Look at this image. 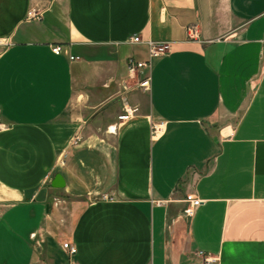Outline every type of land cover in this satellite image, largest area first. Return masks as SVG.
Masks as SVG:
<instances>
[{"label":"crops","instance_id":"obj_1","mask_svg":"<svg viewBox=\"0 0 264 264\" xmlns=\"http://www.w3.org/2000/svg\"><path fill=\"white\" fill-rule=\"evenodd\" d=\"M0 47V264H264V0H0Z\"/></svg>","mask_w":264,"mask_h":264},{"label":"built area","instance_id":"obj_2","mask_svg":"<svg viewBox=\"0 0 264 264\" xmlns=\"http://www.w3.org/2000/svg\"><path fill=\"white\" fill-rule=\"evenodd\" d=\"M29 19L33 21H38L41 19V15L37 12H32L29 15ZM188 37L190 39H195V28H188L187 29ZM129 42L133 45L142 44L141 39L138 36L132 37ZM148 52V58L145 61H136L134 59H128L126 66L127 71L129 73V77L135 80V86L139 89L142 93H148L150 91V76H149V69L151 67V62L155 58L162 57L170 52V46L168 43L164 42H147L145 43ZM52 52L56 55L60 54L61 48L55 47L53 48ZM71 61H74L75 58L71 57ZM137 112V109H127L124 108L123 115L120 116L121 121H125L128 118L132 117ZM3 127V126H2ZM162 125L161 124H152L151 126V138H156L161 132ZM77 140H79L77 138ZM76 140V141H77ZM191 210H186L185 215L191 216ZM62 248L69 254L75 255L76 248L71 246L68 243H64ZM210 260H206L209 263Z\"/></svg>","mask_w":264,"mask_h":264},{"label":"water","instance_id":"obj_3","mask_svg":"<svg viewBox=\"0 0 264 264\" xmlns=\"http://www.w3.org/2000/svg\"><path fill=\"white\" fill-rule=\"evenodd\" d=\"M52 187H54V188H58V189L64 187L63 180H62V178H61L59 175H57V176L54 178V180H53V182H52Z\"/></svg>","mask_w":264,"mask_h":264},{"label":"rangeland","instance_id":"obj_4","mask_svg":"<svg viewBox=\"0 0 264 264\" xmlns=\"http://www.w3.org/2000/svg\"><path fill=\"white\" fill-rule=\"evenodd\" d=\"M1 49H2V47H0V51H1ZM139 90V89H138ZM134 91H137V89L136 90H134ZM140 91V90H139ZM141 92V91H140ZM144 94H146V93H144ZM3 125L0 123V129H3V127H2Z\"/></svg>","mask_w":264,"mask_h":264}]
</instances>
